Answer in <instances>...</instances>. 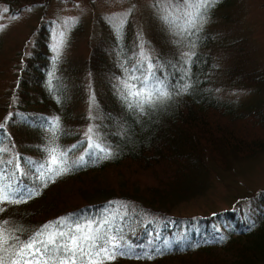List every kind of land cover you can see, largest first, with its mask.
I'll list each match as a JSON object with an SVG mask.
<instances>
[{
  "label": "trees",
  "instance_id": "obj_1",
  "mask_svg": "<svg viewBox=\"0 0 264 264\" xmlns=\"http://www.w3.org/2000/svg\"><path fill=\"white\" fill-rule=\"evenodd\" d=\"M0 1L11 17L38 7ZM40 28L21 60L14 102L0 118V187L7 193L0 202L2 264H264V189L207 215L173 213L207 189L205 156L238 158L264 148V115L236 113L219 99L208 85L207 57L188 47L183 62L163 66L161 85L147 99L128 96L120 84L111 110L100 108L110 125L93 138L67 74L103 73L108 55L94 45L75 62L77 70L49 55L50 24ZM105 31L112 43L114 35ZM111 56L118 77L126 61ZM258 71L237 65L226 75L237 86L258 79ZM55 167L67 170L57 174ZM243 200L250 206L242 207ZM120 213L129 222L112 218ZM41 232V240L62 232L61 250L22 254ZM83 236L90 239L80 241ZM73 237L84 247L75 255L61 248L75 247ZM92 238L107 251L89 247Z\"/></svg>",
  "mask_w": 264,
  "mask_h": 264
},
{
  "label": "rangeland",
  "instance_id": "obj_2",
  "mask_svg": "<svg viewBox=\"0 0 264 264\" xmlns=\"http://www.w3.org/2000/svg\"><path fill=\"white\" fill-rule=\"evenodd\" d=\"M19 5L38 7L11 17L0 1V118L7 117L4 107L14 102L12 86L21 60L32 51L46 23L50 24L46 31L49 55L61 58V63L66 61L78 70L75 62L94 45L108 55V69L103 73L67 74L69 86L80 94L77 113L88 120L93 138L110 125L103 123L100 108L111 110L110 96L119 92L120 84L128 96L147 99L161 85L158 76L163 66L183 62L190 56L188 47L207 57L208 85L219 99L236 113L250 110L264 115V0H18L15 6ZM106 29L114 35V46ZM196 39L201 42L195 43ZM116 52L126 61L118 77L113 76L109 62ZM237 65L248 71L258 69L253 73L258 79L231 85L234 81L227 77V70ZM214 158L204 157L207 189L173 208L174 214L207 215L264 189V148L250 156ZM240 205L250 206L244 200ZM117 216L112 218L118 224L129 222L124 213Z\"/></svg>",
  "mask_w": 264,
  "mask_h": 264
},
{
  "label": "snow or ice",
  "instance_id": "obj_3",
  "mask_svg": "<svg viewBox=\"0 0 264 264\" xmlns=\"http://www.w3.org/2000/svg\"><path fill=\"white\" fill-rule=\"evenodd\" d=\"M198 11V9H197ZM67 169H62L60 167L53 168V171H55L57 174H59L61 171H66ZM7 199V193L4 191L2 187H0V202ZM56 223H59L57 221ZM43 235V232L37 233L35 237H33L31 240H28L22 248L19 250L22 254L26 255L28 251H32L35 248V251L32 252L33 256H35L36 252L43 251L44 253H48L51 248H55L57 251L61 250L60 248H56L57 239L58 237H62L63 233H59L57 235H50L47 240H41L40 237ZM80 241H88L90 238L88 236H83L79 238ZM93 242L89 244V247L92 248H102L105 251H107V248H105L104 244L97 245L95 242V239L92 238ZM6 243V241L3 239V236L0 235V244ZM39 244L41 247H36V245ZM72 244L75 246L73 248H68L67 245H62L61 248L66 252H71L73 255H75L77 252H83L84 247L83 245L77 240L76 237L72 238ZM0 264H2V261H0Z\"/></svg>",
  "mask_w": 264,
  "mask_h": 264
}]
</instances>
